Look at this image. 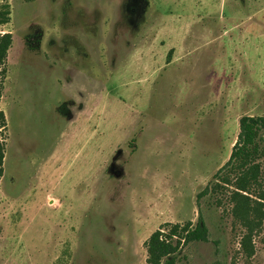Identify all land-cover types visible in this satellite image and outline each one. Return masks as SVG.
I'll list each match as a JSON object with an SVG mask.
<instances>
[{
  "label": "rangeland",
  "instance_id": "1",
  "mask_svg": "<svg viewBox=\"0 0 264 264\" xmlns=\"http://www.w3.org/2000/svg\"><path fill=\"white\" fill-rule=\"evenodd\" d=\"M5 33L0 264H147L155 231L199 215L209 241L177 264H264L225 166L264 117V0H0Z\"/></svg>",
  "mask_w": 264,
  "mask_h": 264
},
{
  "label": "trees",
  "instance_id": "2",
  "mask_svg": "<svg viewBox=\"0 0 264 264\" xmlns=\"http://www.w3.org/2000/svg\"><path fill=\"white\" fill-rule=\"evenodd\" d=\"M5 14L8 16L10 13ZM1 22L6 23L7 20ZM12 45L11 33L0 34V68L4 67ZM0 127L3 130L6 128L3 112H0ZM239 127L237 141L225 166L235 165V169L239 172L234 182L235 190L230 199L233 204L232 214L244 230L240 241L241 251L250 258L255 253L254 238L261 232L264 224V192H259L256 199L251 193L260 185L257 140L260 133L264 131V117L244 116L239 121ZM4 155L5 145L0 141V177L3 175ZM224 183L231 185L230 178L224 179ZM207 191L208 189L203 194ZM208 241L209 229L201 215L195 225L191 222L184 225L165 224L145 242L148 254L147 264H177L179 254L189 244Z\"/></svg>",
  "mask_w": 264,
  "mask_h": 264
}]
</instances>
